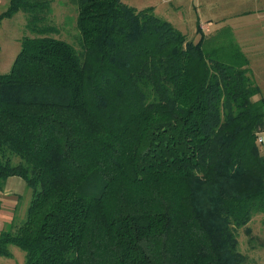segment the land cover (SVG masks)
Instances as JSON below:
<instances>
[{
    "label": "trees",
    "instance_id": "obj_1",
    "mask_svg": "<svg viewBox=\"0 0 264 264\" xmlns=\"http://www.w3.org/2000/svg\"><path fill=\"white\" fill-rule=\"evenodd\" d=\"M77 45L51 0H9L25 30L0 72V194L31 190L0 233L23 264H245L238 230L264 213V98L228 32L194 42L122 0H71Z\"/></svg>",
    "mask_w": 264,
    "mask_h": 264
},
{
    "label": "rangeland",
    "instance_id": "obj_2",
    "mask_svg": "<svg viewBox=\"0 0 264 264\" xmlns=\"http://www.w3.org/2000/svg\"><path fill=\"white\" fill-rule=\"evenodd\" d=\"M122 1L138 10L153 6L154 12L167 20L168 17L166 14H172L175 17L181 15L182 21L180 23L176 22V27L186 35L188 40L194 42L199 39V33H196L195 22V10L198 6L193 8L192 3L196 5L201 4L197 12L200 17L202 15L201 23H205V20H202V18L209 17L215 21L217 18L223 17V19L219 20L217 26H215L217 27L215 30L219 31L213 33L217 35L221 31L228 32L229 37H232L239 47L241 44L235 39V32H233L235 30L234 27L236 24H242L246 21L245 19H248V17L236 19L235 16L231 14L232 11H235L240 6H243L242 8H248V0H173L170 2H167L168 0ZM8 4L9 0H0V13L7 8ZM188 6H190V8ZM76 13V4L71 0H51L48 23L54 25L58 29V32L53 35L75 46L78 41V31L75 26ZM253 30L255 31L254 35H257L261 31L260 25H255ZM25 35L30 36L32 34L25 30V14L23 11L19 10L12 16L1 20L0 72L6 73L11 69L13 60L21 47V38ZM254 35H249L248 39L252 40ZM248 57H250L249 74L259 86L260 95L264 98V54L260 56L248 55ZM260 146L261 152L264 154V143ZM16 178L18 177L14 179ZM16 192L18 193L16 195L0 194V233L2 231L11 230L14 226L23 221L26 216V208L31 198V190L24 184V187L16 190ZM248 225L251 228L250 235L245 234L243 228H239L238 230L239 250L246 258L245 264H264V213L254 215ZM7 249L10 255L4 256L0 254V264H23L24 252L18 245L10 243L7 245Z\"/></svg>",
    "mask_w": 264,
    "mask_h": 264
},
{
    "label": "crops",
    "instance_id": "obj_3",
    "mask_svg": "<svg viewBox=\"0 0 264 264\" xmlns=\"http://www.w3.org/2000/svg\"><path fill=\"white\" fill-rule=\"evenodd\" d=\"M170 1H173V0H168L167 2H170ZM248 3H249L248 8H242L243 6H240L235 11H232L231 14H233L236 19L248 17V19H245L246 21L244 23L236 24L234 27L235 30L233 32H235V39L237 40V42H240L241 44L240 47L242 48V51L246 54L249 60L250 57H248V55L260 56L264 54V0H248ZM192 4H193V8L198 6V8H196L195 10L196 11V17H195L196 33H197V26H199L204 33H208V32L215 30V28H217L215 26H217V24L219 23V20L223 19V17L222 18L219 17L215 21H213L209 17L202 18V20H205V23H201L202 15L200 17V15L197 13L199 10V5L201 4L199 5H196L194 3ZM188 7L190 8V6ZM166 16L168 17V21L172 23L174 27H176V22L180 23L182 21L181 15H178L177 17H175L172 14L170 15L166 14ZM255 25H260V28H261V31L257 35H254L255 31L253 30V27ZM249 35H254L252 37V40L248 39ZM249 67H250V63H249ZM263 143H264V134H263ZM15 177L16 176H10L6 179L4 190L2 193H4L5 195H10V194L16 195L18 194L16 190H19L24 187V184H25L24 181L20 180L21 178L19 177L14 179Z\"/></svg>",
    "mask_w": 264,
    "mask_h": 264
},
{
    "label": "built area",
    "instance_id": "obj_4",
    "mask_svg": "<svg viewBox=\"0 0 264 264\" xmlns=\"http://www.w3.org/2000/svg\"><path fill=\"white\" fill-rule=\"evenodd\" d=\"M257 142L258 143H263V136L260 135L258 138H257Z\"/></svg>",
    "mask_w": 264,
    "mask_h": 264
}]
</instances>
